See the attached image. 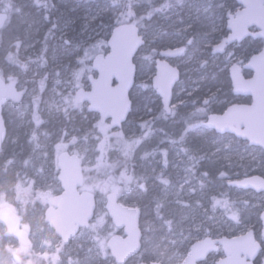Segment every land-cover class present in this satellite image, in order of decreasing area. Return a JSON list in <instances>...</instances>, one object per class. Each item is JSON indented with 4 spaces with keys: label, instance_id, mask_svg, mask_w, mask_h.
<instances>
[{
    "label": "trees",
    "instance_id": "obj_1",
    "mask_svg": "<svg viewBox=\"0 0 264 264\" xmlns=\"http://www.w3.org/2000/svg\"><path fill=\"white\" fill-rule=\"evenodd\" d=\"M228 1L230 2V11L238 6L235 0ZM209 3V0H0V11L7 13L9 16L6 26L0 30V63L9 64L16 70V75L14 76L0 75L5 78L8 85L11 83L16 84L18 94L15 96L8 94L3 105V115L8 134L0 155L4 157L13 156L18 162H21L32 171L39 169L41 178L44 180V176L48 173L47 169L51 167L52 176L55 181H58L56 155L71 150L74 144L84 142V144L90 145V160L93 162L103 159H106L109 163L115 161L124 162V167H117L112 173V180L92 184L87 179L88 173L85 171V166L88 163L87 159L82 161L84 171L82 190L95 194L98 203L97 210L101 209L102 203L105 201L108 193L114 191L119 193L121 191L120 189L123 187L122 183L126 178L132 181L130 185L131 191L123 192L119 194V197L125 204L130 205L128 199H124L125 194L130 196L135 191L138 192L139 182L145 180L147 183L146 190H140L141 192L139 193L143 197V204H149L153 210L155 220L151 223L157 225L159 220H166V203L161 202L157 195L168 186V180L171 179L169 173L171 172L170 166L173 164L172 149H179L180 151L184 149V154L187 156L193 150H208L209 143L216 138L224 139L230 137V135H219L205 126L194 131H188L187 127V123L192 121V115L195 112L201 111L203 113L202 118H206L210 113H222L227 108L222 100L225 97H233L231 80L228 75L229 70L218 74V78L215 80L226 85L225 87L228 89L226 96L221 94V92L213 91L210 94H204V90L198 91L202 93H196L189 99L181 101L180 104H177L173 108L174 113L170 115L164 111L161 100L153 90L151 78H149L143 86V95L151 93L155 97V101L153 102L155 110V114L153 115L154 124L150 120L152 116L138 120L135 126L137 132L142 136L138 140L127 138V133L123 137H118V131H115L108 124H102L96 117V113L90 112L88 108L87 110L84 109L87 119L95 118L92 123L87 125L79 117L71 119L67 115L61 114L58 118H52L41 113L43 105V101H40L41 97L32 98L29 97L28 93L29 89L32 88H38L43 93L42 90L48 83V79H46V76L33 75L32 70L37 66L43 67L44 63L50 61L53 45L56 44L58 49L63 45L71 48L73 45L75 46V43L78 42L77 34L75 33L71 34L75 38L74 41H62L60 39L59 34H61L63 25L69 23V21H77L86 9H95L99 11V14L94 24L101 29L104 27L108 28L106 30L103 29L101 44L99 46L92 41L89 46L84 48L92 55L108 51L107 43L111 31L119 25L132 23L137 25L140 31L144 33L145 44L135 57L137 81L133 89L134 91L136 88H139L137 82H139L145 73L146 68L151 74L155 73L156 62L161 50L185 45L187 46L186 53H189L191 49L196 47V39L199 38L200 34L193 35L192 32L197 31V24L192 21V18L190 20L186 19V12L196 7H205ZM190 4H193L192 8L189 7ZM226 17L227 14H225L224 20ZM173 18H178L181 21L185 20L190 27L181 32L182 34L173 33L172 29H164V26H162L163 22ZM75 24L77 26V22ZM36 30L37 33H35ZM28 33L41 34L39 36L40 42L36 47L37 51L34 55L23 51L26 40L22 34ZM5 34H14V39ZM249 39L251 38L246 39L243 45L249 42ZM260 41L253 40L250 46H248V57L251 55V52L261 46L259 44ZM68 53H70L69 50ZM68 64L66 61L65 65L67 66ZM202 67L200 65V68ZM60 69H63V67ZM202 72L203 70L195 75L199 76ZM181 73V80L174 89L173 99H175L177 90L185 78L182 70ZM245 74L248 76L249 72ZM210 75L213 76V74ZM200 96L199 101L195 102V99ZM131 99L133 102V112L137 100L132 98V93ZM249 101V98H247L244 102ZM129 118L132 119V113ZM20 122H22V128L19 127ZM177 130L180 131V136L176 135ZM15 138L16 142H12ZM243 144L246 149L251 148L247 142ZM145 145L146 148L137 157L135 153L136 147ZM170 146H172V149L169 148ZM165 155H167L168 165L160 163V159L165 158ZM261 155L264 167V152ZM212 160L213 158L206 156L194 168L195 177L203 180L202 187L211 185L215 189L218 186L220 188L225 186L231 189L233 187L229 186V182L232 180L242 179L255 174L264 176L263 168L253 171L250 170V166L248 168H231L230 166H223L222 162H213ZM184 164L185 162L183 161L181 165L184 166ZM160 167H165V169L161 170ZM60 192L61 186L57 185L53 189L49 188L40 192L39 195L48 208L52 203L53 197ZM220 196H226V194L220 193ZM219 201L220 199H216L213 206L218 208ZM190 204L191 206L195 205L192 201ZM180 205L183 206L184 204ZM140 209L142 210L141 228L143 232V246L144 238L150 231L149 228L143 229L142 221L145 218V209L142 207ZM256 211L257 214L250 216V221L260 226V208ZM160 234L161 231L155 232L156 240L160 237ZM73 243L74 240H72ZM193 243L191 242L189 245L181 243L180 248L176 247L173 250L175 256L178 252H184V256L186 257ZM62 249L65 250L66 248L60 243L57 247L58 254L52 257L54 262L60 261L61 257L59 253ZM101 255L99 264H110L112 262V256L105 247H101ZM79 256L80 253L75 256V259L78 260ZM147 259L148 257L145 255L140 257L139 260L135 257L130 261L140 263ZM65 261L66 258L64 256L63 263Z\"/></svg>",
    "mask_w": 264,
    "mask_h": 264
},
{
    "label": "rangeland",
    "instance_id": "obj_2",
    "mask_svg": "<svg viewBox=\"0 0 264 264\" xmlns=\"http://www.w3.org/2000/svg\"><path fill=\"white\" fill-rule=\"evenodd\" d=\"M209 2V5L205 7H196L186 12V19L190 20L192 18V21L197 24V31L192 32L193 35L198 33L200 36L196 39L197 45L195 48L191 49L189 53H185L181 58L173 61V64L179 67L185 76L181 86L177 90L175 101H173V108L177 104H180L181 101L189 99L192 95L202 93L198 92L201 90H204V94H210L215 91L221 92V94L226 96L228 93L226 85L215 81L218 78V74L228 71L233 63L240 65L247 63L252 55L260 52L264 47V41L261 40L259 42L261 46L251 52V55L248 57L247 48L253 41L249 39V42L244 45L243 43H236L228 47L222 54L215 55L213 53L214 46L220 43L222 38L228 33V16L236 12L239 6L230 11V2L228 0H209ZM189 7L192 8L193 4H190ZM98 14V10L86 9L77 21H69V23L63 25L61 34H59L60 39L62 41H74L75 38L71 34L75 33L77 34L78 42L72 48L63 45L58 49L56 44L53 45L50 61L44 63L43 67L37 66L33 68V75L46 76V79H48V83L42 90L43 93L38 88L29 89L28 93L29 97L32 98L41 97L40 101H43L41 113L52 118H58L61 114H65L71 119L79 117L85 125L93 122L95 117L87 119V116L84 114V109L87 110L88 105L77 104L75 102V95L80 89H90L89 77L96 74L93 71L92 63L97 54L92 55L84 48L89 46L92 41L99 46L101 44L103 29L106 30L108 28L104 27L101 29L94 24ZM225 14H227V17L224 20ZM75 22H77V26ZM162 26H164V29H172V32L176 34H182L181 32L190 27L185 20L181 21L178 18L165 20ZM35 33H37V30ZM5 35L14 39V34ZM40 35L22 34L26 40L23 51L31 55L36 54ZM68 50L70 53H68ZM66 61L69 63L67 66L65 65ZM200 65L203 67L200 68ZM61 67L63 69H60ZM0 69L3 70L0 74L8 77L16 75V70L9 64L0 63ZM201 70L203 72L199 76H196L195 74ZM210 74H213V76ZM153 75L146 68L145 73L139 82H137L139 88H136L132 92V98L137 100V104L132 112L130 125L125 131L115 130L118 131V137H123L127 133V138L138 140L142 136L137 132L135 123L141 117L147 118L155 114L153 104L155 97L151 93L143 95V86ZM7 87L9 95L15 96L17 94L15 83L7 84ZM200 98L201 96L196 98L195 102H198ZM245 99L247 98L233 95L232 98L225 97L222 102L225 104V107H228L233 103H244ZM202 115L201 111L193 113L192 121L197 120ZM96 117L99 119L98 114H96ZM105 124L111 126L108 122ZM19 127L22 128V122L19 123ZM85 128L87 127L85 126ZM176 135L180 136L179 130L176 131ZM12 142H16V138ZM243 143L242 140L233 136L224 139L216 138L209 143L208 150H193L187 156H184L179 150L172 149V146H170L173 160V164L170 166L171 172L169 173L171 179L168 180V186L157 195L161 202L166 203V220H159L157 225L151 223L155 220L153 210L149 204H143V197L139 192L135 191L136 193L134 192L130 196L125 194L124 197V199H128L130 205L145 209V218L142 221V225L144 230L149 228L150 233L148 235L161 231L160 237L163 236L165 238L164 244H167L172 251L176 247L180 248L181 243L189 245L191 242L200 241L208 236L214 238L238 236L249 230H254L260 238L261 225L257 226L255 222L250 221V216L257 214L256 210L258 208H260V214L263 211L264 193L256 194L252 191H241L236 188L229 189L225 186L221 188L218 186L217 189L211 185L202 187L203 180L195 177L196 175L194 174V168L206 156L213 158V162H222L223 166H230L231 168H248L250 166L251 171L263 168L264 174L262 149L258 147L246 149ZM89 147V144L81 142L74 144L69 151L81 157L85 153V149H88L86 155L90 159L91 151ZM145 148L146 145L139 146L137 156L141 155ZM182 161L185 162L184 166L181 165ZM160 169L164 170L165 167H160ZM47 172L44 178L45 182H50V188L53 189L57 185H60L59 180H54L51 167L47 169ZM129 182L132 181L126 178L123 184L126 185ZM122 188L119 194L125 193V191H122ZM220 193L226 194V196H220ZM216 199H220L218 208L213 206ZM191 201L195 205L191 206ZM180 204H184L183 206L185 207ZM5 206L8 205L0 204V209ZM116 232L117 229L112 224L105 210L104 201L101 209L97 210L96 217L90 227L82 229L75 237L73 244L72 241L67 244L65 249L67 253L65 256L66 261L63 264H99L102 256L101 247L107 249L106 243L109 237ZM78 253H80V256L76 260L75 256ZM223 256L224 252L219 251L216 254H212L203 264H215ZM184 259V252H178L173 258V264H181ZM138 263L137 261H130L127 264ZM110 264L117 263L113 259ZM259 264H261V260Z\"/></svg>",
    "mask_w": 264,
    "mask_h": 264
},
{
    "label": "water",
    "instance_id": "obj_3",
    "mask_svg": "<svg viewBox=\"0 0 264 264\" xmlns=\"http://www.w3.org/2000/svg\"><path fill=\"white\" fill-rule=\"evenodd\" d=\"M235 2L239 9L228 16V33L214 46L215 55L248 38L264 41V0ZM8 19V14L0 11V30L6 26ZM107 44L108 52L96 55L93 60L92 68L96 74L89 77L91 88L80 89L75 95V102L87 104L90 112L99 115L101 123L108 122L119 130L133 110L131 92L137 79L135 57L144 46L145 38L137 25L127 23L113 29ZM186 50L185 45L163 49L156 62L152 87L167 114L172 113L174 89L181 80V70L170 61L182 57ZM245 72H250V76H246ZM229 77L233 95L249 98L250 102L233 103L222 113H210L202 125L219 135L234 136L264 152V47L252 55L247 63H233L229 67ZM7 96V82L0 75V149H3L8 134L3 115ZM56 166L61 192L53 197L51 206L46 209L47 221L65 246L64 242L69 244L82 229L90 227L96 217L98 203L95 194L82 190L84 171L80 156L70 151L61 152L56 157ZM229 186L263 194L264 176L255 174L232 180ZM105 210L117 229L106 246L117 264H127L135 258L130 259L129 253L135 252L138 246L142 247V210L125 204L116 191L106 195ZM0 220L14 229L16 217L13 209L9 206L1 208ZM260 220L264 239V207ZM262 250L254 230L238 236H208L190 246L181 264H203L218 251H223L224 256L215 264H255ZM261 264H264V257Z\"/></svg>",
    "mask_w": 264,
    "mask_h": 264
},
{
    "label": "clouds",
    "instance_id": "obj_4",
    "mask_svg": "<svg viewBox=\"0 0 264 264\" xmlns=\"http://www.w3.org/2000/svg\"><path fill=\"white\" fill-rule=\"evenodd\" d=\"M87 151L85 149L81 155L82 161L88 159ZM117 167H124V162L109 163L106 159L93 162L88 159L85 166L87 179L92 184L112 180ZM130 184H126L122 191L130 192ZM50 187V182L41 178L39 169L32 171L15 157L0 155V204L11 207L16 217L14 229L0 220V264H63L67 254L63 249L59 253L60 261L52 260L58 254L57 246L62 238L48 224L47 205L39 195ZM164 239L161 236L157 241L155 234L145 236L144 245L129 253V258L139 260L147 255L148 259L141 264H173L175 253L164 244ZM64 243L66 248L67 242Z\"/></svg>",
    "mask_w": 264,
    "mask_h": 264
},
{
    "label": "flooded vegetation",
    "instance_id": "obj_5",
    "mask_svg": "<svg viewBox=\"0 0 264 264\" xmlns=\"http://www.w3.org/2000/svg\"><path fill=\"white\" fill-rule=\"evenodd\" d=\"M252 39V38H251ZM254 40V39H253ZM256 40H260V39H256ZM246 75V74H245ZM250 100V99H249ZM250 102V101H249ZM249 102H244V103H249ZM241 103H243V102H241ZM172 108H173V105H172ZM172 113H174V111L172 110ZM171 113V114H172ZM152 117H150V120H152V122H153V115H151ZM141 119H146V117L145 118H142L141 117ZM205 119L206 118H202V117H200L199 119H197V120H195V121H190L189 123H187L188 125H187V127H188V131H194V130H196V129H198V128H201V127H204L203 125H202V123L205 121ZM149 120V122H151ZM130 122H131V119L129 118L128 120H127V122L123 125V127H122V129L121 130H123V131H125V129L130 125ZM153 124H154V122H153ZM139 148V146H137L136 147V151H135V153H136V155H137V151L139 150L138 149ZM176 150H179V149H176ZM183 151H180V152H182V154H184V149H182ZM140 156V155H139ZM139 156H137V157H139ZM167 155H165V158H161L160 159V163L162 162V163H165L166 165H168V160H167V157H166ZM184 156H185V154H184ZM183 162V161H182ZM181 162V163H182ZM130 180V179H129ZM131 181V180H130ZM132 183V182H131ZM123 184V183H122ZM139 184H140V186H139V191L138 192H141V191H145L146 190V187H147V183H146V181L145 180H141L140 182H139ZM125 185L123 184V187H124ZM141 190V191H140ZM241 191H244V190H241ZM263 207H264V205H263ZM140 208V207H139ZM261 228H262V225H261ZM262 230V229H261ZM255 235H256V240L257 241H259L260 243H261V245H262V248H263V250L260 252V254H259V257H258V259L255 261V264H259V262H260V260L262 261V258L264 257V239L262 238V236H261V233H260V238L258 237V234L255 232Z\"/></svg>",
    "mask_w": 264,
    "mask_h": 264
}]
</instances>
